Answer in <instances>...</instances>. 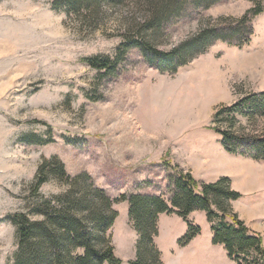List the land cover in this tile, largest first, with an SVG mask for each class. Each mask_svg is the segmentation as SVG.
<instances>
[{
  "label": "rangeland",
  "instance_id": "374dc122",
  "mask_svg": "<svg viewBox=\"0 0 264 264\" xmlns=\"http://www.w3.org/2000/svg\"><path fill=\"white\" fill-rule=\"evenodd\" d=\"M52 1L0 0V264L13 263L16 228L9 214L25 211L35 201L28 188L43 159L58 156L72 176L89 173L114 199L133 192L170 197L176 166L191 172L183 160L191 164L210 152L211 144L222 143L212 129L216 112L244 93L264 91V12L252 21L255 32L248 44L217 41L173 74L160 72L133 49L115 75L100 79L84 59L114 57L122 30L111 28L114 19L95 31L81 28L67 22L65 12L55 11ZM259 3L264 7V0L191 4L167 24L157 45L170 50L210 20L239 18ZM125 9L112 18L130 14ZM237 120L236 128L243 127L246 135L264 131V118ZM29 134L53 140L23 142ZM65 187L52 178L41 194L49 197ZM234 202V211L246 223ZM114 207L119 212L113 226L116 255L130 264L137 255L138 232L129 203L118 201ZM189 222L200 228L201 239L210 236L214 243L212 226L219 219L210 221L205 211H194L187 219L164 215L156 240L163 263L166 257V264H182L170 259L171 247L177 234L178 243L185 236ZM217 247L213 255L203 254L205 261L234 264L225 246Z\"/></svg>",
  "mask_w": 264,
  "mask_h": 264
},
{
  "label": "trees",
  "instance_id": "16d2710c",
  "mask_svg": "<svg viewBox=\"0 0 264 264\" xmlns=\"http://www.w3.org/2000/svg\"><path fill=\"white\" fill-rule=\"evenodd\" d=\"M204 2L210 6L215 0H53L52 8L65 12L67 22L81 28L95 31L114 19L111 28L122 30L123 40L114 57L96 55L84 59L102 79L115 75L133 49H138L160 72L173 74L205 54L217 41L239 46L250 42L255 32L252 21L264 12L260 3L239 18L210 20L172 49H160L158 40L165 35L167 24L183 15L191 4ZM123 8L130 14L117 13L112 18L115 11ZM238 116L250 122L264 118V91L244 93L234 104L220 108L212 127L229 152L264 161V131L246 135L243 127L236 128ZM21 140L46 144L53 139L29 134ZM176 169V175L171 177L170 197L133 192L114 199L106 189L94 184L89 173L72 176L58 156L43 159L28 188L29 198L35 201L29 202L25 211L9 214L17 242L12 264H123L115 253L112 233L119 216L114 207L118 201L129 203V217L138 232L137 255L130 264H163L156 244L160 215L178 214L187 219L194 211H205L210 221L219 219V224L212 226L213 242L223 244L236 264H264L262 235L251 230L233 209V202L242 195L233 189L231 179L222 176L213 182H202L191 172L178 166ZM52 178L66 187L59 194L43 197L41 188ZM188 225L179 241L181 246L200 233L198 226L190 222Z\"/></svg>",
  "mask_w": 264,
  "mask_h": 264
},
{
  "label": "crops",
  "instance_id": "0c3cea01",
  "mask_svg": "<svg viewBox=\"0 0 264 264\" xmlns=\"http://www.w3.org/2000/svg\"><path fill=\"white\" fill-rule=\"evenodd\" d=\"M210 146V152L204 151L203 158L193 159L194 162L191 164L183 160L182 165L189 168L194 177L199 180L212 181L222 176L230 177L233 188L242 194L241 198L234 202L237 211L254 231L263 235L264 241V161L231 153L219 141L216 145L211 144ZM195 149L197 154L203 155L201 145L197 144ZM164 215L179 216L178 214H161L159 217V231L162 227L161 223ZM112 232L114 239V227ZM179 235L177 234L173 239L170 259L178 258L182 264H208L203 258V254L213 255L218 248L217 246L220 245L212 243V237L208 236L201 239L198 234L189 244L181 246L177 242ZM157 238L158 236L156 240ZM115 253L118 254L116 246ZM189 257L192 258L189 259ZM165 260H167L166 257L163 264H166ZM233 262L236 264L234 260Z\"/></svg>",
  "mask_w": 264,
  "mask_h": 264
}]
</instances>
